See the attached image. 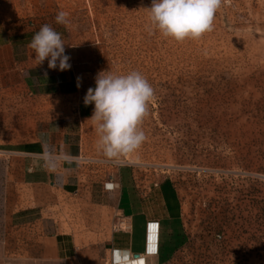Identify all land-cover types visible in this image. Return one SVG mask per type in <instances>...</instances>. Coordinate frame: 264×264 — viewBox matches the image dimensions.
Returning <instances> with one entry per match:
<instances>
[{
  "label": "rangeland",
  "instance_id": "374dc122",
  "mask_svg": "<svg viewBox=\"0 0 264 264\" xmlns=\"http://www.w3.org/2000/svg\"><path fill=\"white\" fill-rule=\"evenodd\" d=\"M16 1L6 16L33 36L52 26L80 76L135 70L153 87L145 141L111 160L180 216L170 264H264V0H227L212 31L183 42L149 34L151 0ZM9 162L0 152V264H24L33 214Z\"/></svg>",
  "mask_w": 264,
  "mask_h": 264
},
{
  "label": "crops",
  "instance_id": "0c3cea01",
  "mask_svg": "<svg viewBox=\"0 0 264 264\" xmlns=\"http://www.w3.org/2000/svg\"><path fill=\"white\" fill-rule=\"evenodd\" d=\"M16 2L0 0V152L33 214L24 264H170L180 216L161 208V188L140 187L135 167L98 150L83 102L97 72L37 65L33 34L2 11Z\"/></svg>",
  "mask_w": 264,
  "mask_h": 264
},
{
  "label": "clouds",
  "instance_id": "9594fccd",
  "mask_svg": "<svg viewBox=\"0 0 264 264\" xmlns=\"http://www.w3.org/2000/svg\"><path fill=\"white\" fill-rule=\"evenodd\" d=\"M227 0H151L149 34L158 32L164 38L177 42L198 40L213 30L218 9ZM69 14L60 11L58 24L68 22ZM65 42L52 26L42 25L28 45L34 51L37 65L47 59L49 69H70V57L65 54ZM45 75L47 73L45 72ZM77 87H80L79 80ZM155 92L147 78L138 71L115 74L100 71L95 87H89L83 98L85 106L94 105L91 120L98 134L97 147L110 159H119L138 150L146 139L141 128L149 114V105Z\"/></svg>",
  "mask_w": 264,
  "mask_h": 264
},
{
  "label": "bare ground",
  "instance_id": "6f19581e",
  "mask_svg": "<svg viewBox=\"0 0 264 264\" xmlns=\"http://www.w3.org/2000/svg\"><path fill=\"white\" fill-rule=\"evenodd\" d=\"M129 264V263H128Z\"/></svg>",
  "mask_w": 264,
  "mask_h": 264
}]
</instances>
